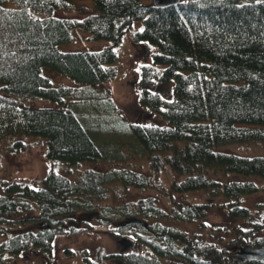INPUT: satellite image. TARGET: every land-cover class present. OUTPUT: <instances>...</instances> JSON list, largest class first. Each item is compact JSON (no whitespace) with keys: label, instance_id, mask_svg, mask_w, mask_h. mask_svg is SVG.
<instances>
[{"label":"trees","instance_id":"1","mask_svg":"<svg viewBox=\"0 0 264 264\" xmlns=\"http://www.w3.org/2000/svg\"><path fill=\"white\" fill-rule=\"evenodd\" d=\"M63 6L69 4L0 0V141L11 138L5 148L17 153L28 148L23 137L41 138L49 164L35 182L0 181V264L28 250L52 259L58 235L93 223L122 233L123 246L98 262L84 255L86 264H232L237 247L264 245V209L242 201L264 194V155L229 148L264 142V0H180L166 8L152 0H93L77 7L82 18L56 16ZM75 27L109 44L61 51L59 44L76 41ZM127 33L151 48V61L139 66L137 101L162 125L124 121L109 89H97L116 78L115 48ZM44 69L70 83L54 85ZM41 100L54 105L31 104ZM127 146L145 157L149 173L118 165L70 176L83 163L126 161ZM61 166L66 174L56 170ZM129 189L161 191L170 206L153 194L110 205ZM195 192L207 200L187 198ZM215 206L236 221L234 239L207 241L165 222L202 220ZM132 219L142 223H126Z\"/></svg>","mask_w":264,"mask_h":264},{"label":"rangeland","instance_id":"2","mask_svg":"<svg viewBox=\"0 0 264 264\" xmlns=\"http://www.w3.org/2000/svg\"><path fill=\"white\" fill-rule=\"evenodd\" d=\"M69 6H63L55 11L56 16L77 17L82 18L86 15V12L77 10L78 6L86 5L91 7L93 0H64ZM141 22L136 23L134 28H140ZM72 34L76 37V41L72 43L59 44L58 48L61 51H77V50H100L104 46L109 44L107 40H92L88 38L89 34L84 32L80 27L72 29ZM117 52V61L113 63L117 69V75L114 81L106 83L104 86H99L97 89L102 91L106 88L110 91V96L116 104L119 117L128 122H139L147 124H164L160 117L146 112L137 101V78L139 66L142 63L150 62L149 51L151 48L147 45L143 46L139 43L132 41L131 35L127 33L121 44L115 48ZM44 73L49 76L54 85L68 84L70 81L64 77H61L48 69H44ZM48 100H41L37 102H31L35 106L54 105L50 104ZM242 126H248L239 124ZM113 133H107V138H113ZM24 143H27L28 148L24 151L17 153H9L6 150V145L11 143L12 139L7 137L0 141V181L1 180H21L35 182L43 177L49 169V164L45 159V140L34 137H23L21 139ZM126 148L130 153V158L126 161L118 162H99V163H83L79 167H74L70 176L76 178L78 174L85 168L94 170H104L118 165L129 166L132 169L144 173H149L148 163L145 157L138 156L137 153L130 147ZM230 149L245 155H264V142H244L242 144H233ZM61 174H66L63 166L56 169ZM162 181L165 184L169 183V178L161 176ZM148 194H153L158 197L160 206L165 210L170 206V198L163 195L161 191L150 190L148 192H140L135 189H129L128 191L122 190L117 198L111 197L109 200L110 205L120 204L124 201L134 200L139 197H145ZM165 196V197H164ZM188 199L191 201L205 202L207 200L206 195L201 192H195L188 194ZM186 196L175 195V201L188 200ZM242 201L245 205L255 210L256 206L260 203L262 209H264V194L257 193L243 196ZM84 217L89 218V215ZM73 220H78L76 217ZM89 221V220H88ZM172 226L180 228L189 234L193 232L202 233L204 239L207 241H215L223 243L234 239L236 233V221L228 216L223 210L215 206L211 212L204 219H199L192 223L177 222L167 220ZM201 222L204 227H201ZM240 222V221H239ZM74 223V222H72ZM93 223V220H91ZM37 223H28V227L37 230ZM93 227L90 230L81 232L79 234L70 235H58L54 242L55 253L54 257L48 258V256L41 252L28 250L20 255L9 258L5 264H86L84 255L88 258L100 261L104 254L110 252H116L120 250L122 241V233L116 232V230H109L101 228L93 223ZM15 230V228L13 229ZM12 230V231H13ZM5 238L0 236V242ZM223 240V241H219ZM71 249L72 253H66L65 249ZM164 263L177 264L174 259H163ZM103 264H122L119 261L113 259H103Z\"/></svg>","mask_w":264,"mask_h":264},{"label":"water","instance_id":"3","mask_svg":"<svg viewBox=\"0 0 264 264\" xmlns=\"http://www.w3.org/2000/svg\"><path fill=\"white\" fill-rule=\"evenodd\" d=\"M157 7H170L176 5L180 0H152ZM127 224H140V220L132 219ZM232 264H244L246 262H259L264 264V245L256 246L251 242H247L237 247L230 257Z\"/></svg>","mask_w":264,"mask_h":264}]
</instances>
